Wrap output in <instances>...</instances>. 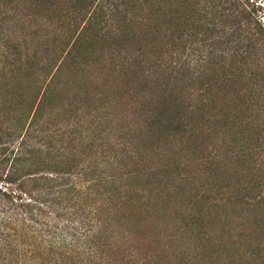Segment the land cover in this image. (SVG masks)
<instances>
[{
  "label": "trees",
  "instance_id": "16d2710c",
  "mask_svg": "<svg viewBox=\"0 0 264 264\" xmlns=\"http://www.w3.org/2000/svg\"><path fill=\"white\" fill-rule=\"evenodd\" d=\"M223 204L264 235L248 0H0V264H178L150 217Z\"/></svg>",
  "mask_w": 264,
  "mask_h": 264
},
{
  "label": "rangeland",
  "instance_id": "374dc122",
  "mask_svg": "<svg viewBox=\"0 0 264 264\" xmlns=\"http://www.w3.org/2000/svg\"><path fill=\"white\" fill-rule=\"evenodd\" d=\"M248 1L249 8L254 10L264 28V0ZM185 188L184 183L177 184V198L180 205H185L186 199H188ZM158 202L161 203V199ZM190 208L188 205L182 207V210L188 214ZM153 212V208L149 210V214H153ZM203 213L205 219L202 221L206 225L205 232L210 234L209 237H200L189 233L184 226L181 230L180 228L179 230L174 229L175 225L181 227L184 224L179 222L177 225V220L174 221V219L167 222L170 227L168 229L167 225L164 224L165 222H157L156 224V221H152L156 216L150 217L152 222L149 220L146 229L152 239L158 238L162 234V246L168 241L164 239V236H170L177 232L175 233L176 241L167 243V250L171 253L177 252L178 264H264V243H261L264 241V235H259L253 229H250L252 230L250 233L241 232L245 224L241 208L233 210L231 206L223 204L218 207H207ZM169 215L171 218L179 217L184 220L182 218L185 214H177L172 209Z\"/></svg>",
  "mask_w": 264,
  "mask_h": 264
}]
</instances>
